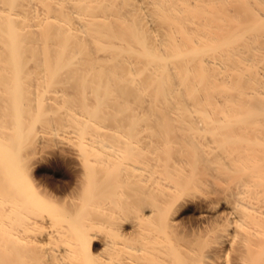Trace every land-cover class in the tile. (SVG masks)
Listing matches in <instances>:
<instances>
[{"label": "bare ground", "instance_id": "obj_1", "mask_svg": "<svg viewBox=\"0 0 264 264\" xmlns=\"http://www.w3.org/2000/svg\"><path fill=\"white\" fill-rule=\"evenodd\" d=\"M0 264H264V0H0Z\"/></svg>", "mask_w": 264, "mask_h": 264}, {"label": "rangeland", "instance_id": "obj_2", "mask_svg": "<svg viewBox=\"0 0 264 264\" xmlns=\"http://www.w3.org/2000/svg\"><path fill=\"white\" fill-rule=\"evenodd\" d=\"M47 145L49 146V144H46V146H43L44 148H42V149H45L46 151L49 150V152H47V154H48V153L51 152V150H52L53 148L50 150L51 145H50L49 149H48ZM45 147H46L47 149H46ZM45 150H44V152H46ZM44 152H41V153H40L41 155H38V157H39L38 159H39V161H40V163L37 164L38 166H39L40 164H42V163H46V162H47V164H48V163H49L48 161L53 160V159H55V158H59V159H60L59 156H56V155H54V154H52V153L47 155V154L44 153ZM43 154H44V159H41V158L43 157V156H42ZM45 155H46V157H45ZM51 155H52V157H51ZM40 156H41V157H40ZM47 157L50 158V159L47 160V159H48ZM54 157H55V158H54ZM46 158H47V159H46ZM63 158H65V157H61V159H63ZM40 159H41V160H40ZM65 159H67V158H65ZM43 160H44V162H42ZM45 160H46V161H45ZM39 161H38V162H39ZM41 162H42V163H41ZM52 166H54V165H52ZM52 168H53V167H52ZM59 176H60V178H61V175H56V178H59ZM40 182H41V181H40ZM42 182L44 183V186H43V187H45V185H46L47 183H48L47 185H48V187H49V182H48L47 180L43 179ZM42 182H41V183H42ZM46 182H47V183H46ZM43 183H42V185H43ZM47 185H46V187H47ZM193 215H195V213H194V214H193V213H188L186 216H184V220L186 219L185 221L188 222L190 219H192V217H193V220H194V218H195L197 215H196V216H193Z\"/></svg>", "mask_w": 264, "mask_h": 264}]
</instances>
